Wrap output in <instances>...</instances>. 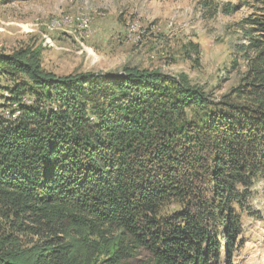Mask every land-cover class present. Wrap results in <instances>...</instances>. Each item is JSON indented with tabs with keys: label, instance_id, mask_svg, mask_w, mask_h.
<instances>
[{
	"label": "trees",
	"instance_id": "1",
	"mask_svg": "<svg viewBox=\"0 0 264 264\" xmlns=\"http://www.w3.org/2000/svg\"><path fill=\"white\" fill-rule=\"evenodd\" d=\"M251 21L264 31L263 20ZM248 44L259 50L254 80L264 85V48ZM0 74L23 80L0 105V215L44 239L22 247L1 234L0 264H92L89 248L101 246L84 231L115 240L99 264H134L142 249L151 256L138 264H219L222 248L232 264L242 233L233 205L245 199L236 186L264 179L263 96L260 110L227 103L220 111L159 72L56 78L29 48L0 54ZM14 106L20 114L5 118ZM217 143L213 199L196 208L183 166ZM174 199L187 207L159 215ZM73 231L79 238L69 239Z\"/></svg>",
	"mask_w": 264,
	"mask_h": 264
},
{
	"label": "rangeland",
	"instance_id": "2",
	"mask_svg": "<svg viewBox=\"0 0 264 264\" xmlns=\"http://www.w3.org/2000/svg\"><path fill=\"white\" fill-rule=\"evenodd\" d=\"M81 13L91 19L92 31L86 38L76 24L63 22L66 16L76 18ZM256 18L264 21V0H0V54L39 50L41 66L56 78L88 73L107 76L127 68L159 72L184 79L209 98V107L215 104L222 111L233 103L260 110L264 85L255 82L258 65L253 63L259 50L244 48L252 41L264 48V31L251 21ZM17 81L23 80L0 74V105L11 96ZM23 101L31 104L33 97L26 94ZM13 109L14 113L6 109L3 116L15 119L21 111L18 106ZM220 147L217 143L205 148L198 162L183 166L196 196L188 201H196V208L201 206L199 198L213 199ZM236 187L245 199L233 205L242 233L232 264H264V179ZM177 201L166 203L159 215L187 207ZM10 223L0 215V235L13 233L22 247L43 245V237L12 229ZM80 235L73 231L69 239ZM85 236L101 246L89 248L92 264H99L106 251L114 249V239L104 241L84 231ZM221 253L219 264H228L224 248ZM150 256L142 249L133 263Z\"/></svg>",
	"mask_w": 264,
	"mask_h": 264
},
{
	"label": "built area",
	"instance_id": "3",
	"mask_svg": "<svg viewBox=\"0 0 264 264\" xmlns=\"http://www.w3.org/2000/svg\"><path fill=\"white\" fill-rule=\"evenodd\" d=\"M71 22L72 23H79L80 25H82L84 27L87 35L91 34L92 26H91V22L88 20V17H85V18L72 17ZM17 116L18 115L14 116V118H16Z\"/></svg>",
	"mask_w": 264,
	"mask_h": 264
},
{
	"label": "bare ground",
	"instance_id": "4",
	"mask_svg": "<svg viewBox=\"0 0 264 264\" xmlns=\"http://www.w3.org/2000/svg\"><path fill=\"white\" fill-rule=\"evenodd\" d=\"M85 14L84 13H81V15H79L78 17H76V18H85V16H84ZM71 17H68V16H66L65 17V19H64V24L65 25H73V24H76L77 26H78V28L81 30V36L83 37V38H86V36H89V35H87L86 34V32H85V29H84V27L82 26V25H80L79 23H72L71 22ZM88 20L91 22V19H90V17H88ZM77 29V28H76ZM78 30V29H77Z\"/></svg>",
	"mask_w": 264,
	"mask_h": 264
}]
</instances>
